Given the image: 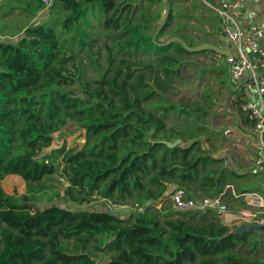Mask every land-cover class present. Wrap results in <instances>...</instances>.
Segmentation results:
<instances>
[{"label": "trees", "instance_id": "obj_1", "mask_svg": "<svg viewBox=\"0 0 264 264\" xmlns=\"http://www.w3.org/2000/svg\"><path fill=\"white\" fill-rule=\"evenodd\" d=\"M50 1L38 23L44 0H0V264H264V235L172 200L181 192L197 203L233 185L237 197L223 202L238 212L243 194L263 191L264 168L240 174L220 155L227 135L210 119L211 85L193 101L178 97L193 84L190 66L227 91L236 84L226 57L199 68L189 58L217 54L167 44L210 42L220 18L201 0L192 10L189 0ZM196 8L209 21L201 36ZM237 96L241 125L253 129ZM71 129L80 145L54 148ZM7 176L21 177L25 193L7 194ZM106 199L131 211L110 213L97 203Z\"/></svg>", "mask_w": 264, "mask_h": 264}, {"label": "built area", "instance_id": "obj_2", "mask_svg": "<svg viewBox=\"0 0 264 264\" xmlns=\"http://www.w3.org/2000/svg\"><path fill=\"white\" fill-rule=\"evenodd\" d=\"M49 0H44L48 3ZM214 12L221 21L222 35L229 42L227 46L233 53L232 75L235 79L247 78L254 84L258 102L254 100L245 101L241 105V111L250 121L254 123V133L256 151L253 158V165L257 168H264V72L258 59L261 46L264 42V28L253 25L243 31L241 19L244 11L253 0H201ZM232 193L236 196L233 185H226L223 192L215 198H206L197 203H183L180 201L181 192H177L172 200L178 208L182 209H213L219 214L222 223L229 227L241 226L242 224H264V208L262 200L254 193L243 194L246 201L252 199L251 205L258 208L253 212L248 208H243L238 212H230L223 202V196ZM175 197V200L173 199ZM237 197V196H236ZM98 205H102L110 213H117L124 206L114 203L112 200H98ZM230 217H234L236 223L228 225Z\"/></svg>", "mask_w": 264, "mask_h": 264}, {"label": "rangeland", "instance_id": "obj_3", "mask_svg": "<svg viewBox=\"0 0 264 264\" xmlns=\"http://www.w3.org/2000/svg\"><path fill=\"white\" fill-rule=\"evenodd\" d=\"M51 5V1L49 0L47 3V9L44 11L43 14H41L37 19L36 22L42 23L49 19V8ZM188 5V9L192 10L193 0H189V2L186 4ZM162 9L165 13L166 6L162 4ZM203 7V6H202ZM197 9V8H196ZM204 10L208 11V15L211 16L212 19H216L217 16L213 13H211L210 10H208L206 7H203ZM202 9V10H203ZM200 9H197V11L194 13L195 20L191 23L193 26V29L195 30L193 34H197L201 36V33L199 30L206 29L205 24L208 21V18L205 15H201ZM219 26H215L214 30H209L210 33H214L215 36H208V39L210 43L216 44L220 47H227L226 41L223 39L222 31L221 29L217 31ZM210 29V28H209ZM189 61L196 64L199 63V68H203L208 64L211 65H218L220 63H226V61L217 55L210 54L209 56H198V57H192L189 58ZM187 71L190 73L187 77V80L190 81L193 84H187L184 86L182 90H180V93H178L179 99H184L185 101H193L196 98V93H200L203 91L206 84H210L211 87L216 91V100L217 104L213 109L211 110V122L212 125L215 128H218L219 130L225 131V134L227 135V140L225 141V149L220 152V155L223 156L226 160V163L233 167L234 169H237L238 171L241 169L242 166H250L251 164H248V162L245 160L246 157L249 159L250 157V151H248V144L250 141L246 140L245 137H242L240 133L242 130L240 129L241 125V113L238 110V96L235 94H231L230 91H234L236 89V84H238L237 79H235V85H233L232 90L227 91L225 88H221L218 85L213 84V78L212 76L208 78L207 74H205L203 77H198L195 73V69L190 66ZM244 77L240 79L242 82ZM74 89V88H71ZM254 101L258 102L257 96L254 97ZM189 101V102H190ZM240 129V130H239ZM251 143L253 144V141L255 139V135L250 136ZM245 139L244 141L242 139ZM82 141L81 131L80 130H68L65 133L56 134L55 135V143L54 148H58L64 143L67 145L68 148L75 147L77 145H80ZM243 143V144H242ZM253 155H252V162H253ZM253 164V163H252ZM10 177V178H9ZM18 178V179H17ZM2 187L3 190L10 195L17 194L22 195L26 191V184L25 181L19 177V176H7L2 181ZM175 200V197L173 198ZM104 208V207H103ZM131 211V208L126 206L123 207L121 210H119L116 214L126 216ZM243 225V224H242ZM236 228H239L236 226Z\"/></svg>", "mask_w": 264, "mask_h": 264}, {"label": "crops", "instance_id": "obj_4", "mask_svg": "<svg viewBox=\"0 0 264 264\" xmlns=\"http://www.w3.org/2000/svg\"><path fill=\"white\" fill-rule=\"evenodd\" d=\"M253 25H259L264 28V0H253L252 2L249 3L247 9L244 11V16L241 19V27L243 31H245L246 29H248L249 27ZM228 44L229 42L226 41V46H229ZM258 59L261 63V66L264 72V42L261 46V51H260V55ZM242 80H243L242 82L240 81V79L239 81L236 80L239 83L236 84L237 86L234 92L239 96H243L244 101L253 100L254 97H256L254 84L251 81H249L247 78H244ZM240 129L242 130L240 135H242V137H245L246 140L250 141V143L248 144L249 146L248 151H250V157L249 159L246 157L245 160L248 162V164H251V165L242 166L241 169L239 170L240 174H245V173L252 172L253 170L254 165L252 164L253 162L251 158H252V155L254 156L255 151H256V142L254 139L253 144L251 143L250 138L252 137L250 136L255 135L254 130L252 128H248L246 125L242 124L240 125ZM245 139L243 138L242 140L244 141ZM262 190L263 191L261 193H254V194L257 197H259L262 200V203L264 204V187L262 188ZM244 200L247 203L249 210L253 212H257L259 210L258 208L251 205L252 199H249V201H246V199ZM260 210L264 211V208Z\"/></svg>", "mask_w": 264, "mask_h": 264}, {"label": "water", "instance_id": "obj_5", "mask_svg": "<svg viewBox=\"0 0 264 264\" xmlns=\"http://www.w3.org/2000/svg\"><path fill=\"white\" fill-rule=\"evenodd\" d=\"M167 17H168V13L165 16L163 24L165 23V20ZM172 42L181 43L183 45V47L190 53L213 51L219 56L226 57L230 61H232V59H233V53L228 47H220V46L213 44V43H210V42H205V43L199 44L195 47H190L187 45V43L181 37H173V38L168 40L167 44H170ZM263 106H264V98H263ZM163 143L167 144L169 147H175L177 145H180L182 143V141L178 139L174 142H163ZM176 188L177 187L175 186L174 189H176ZM235 223H236L235 218L230 217V219L228 220V225H233ZM238 227H239V228H237L238 232L249 231V232H256V233L264 235V224L251 223V224H243V225L238 226Z\"/></svg>", "mask_w": 264, "mask_h": 264}, {"label": "bare ground", "instance_id": "obj_6", "mask_svg": "<svg viewBox=\"0 0 264 264\" xmlns=\"http://www.w3.org/2000/svg\"><path fill=\"white\" fill-rule=\"evenodd\" d=\"M14 177V176H13ZM10 178V177H9ZM18 179V178H17Z\"/></svg>", "mask_w": 264, "mask_h": 264}]
</instances>
